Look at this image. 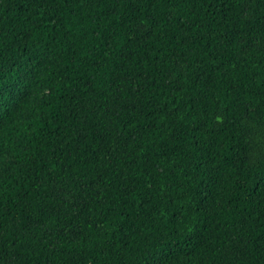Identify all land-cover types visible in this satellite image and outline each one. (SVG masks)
Segmentation results:
<instances>
[{
  "label": "trees",
  "instance_id": "16d2710c",
  "mask_svg": "<svg viewBox=\"0 0 264 264\" xmlns=\"http://www.w3.org/2000/svg\"><path fill=\"white\" fill-rule=\"evenodd\" d=\"M0 264H264V0H0Z\"/></svg>",
  "mask_w": 264,
  "mask_h": 264
}]
</instances>
